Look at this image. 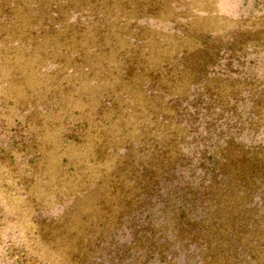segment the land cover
<instances>
[{
	"label": "rangeland",
	"instance_id": "374dc122",
	"mask_svg": "<svg viewBox=\"0 0 264 264\" xmlns=\"http://www.w3.org/2000/svg\"><path fill=\"white\" fill-rule=\"evenodd\" d=\"M240 28L225 34L234 48L247 38ZM65 30L60 21L46 29L55 38ZM17 41L4 46L0 37V264L205 263L213 221L203 199L211 184L223 180L215 174L224 154L231 156L228 168L234 173L242 164L254 173L251 196L263 228L264 52L244 64L233 61L232 72H217L206 54L184 60L181 81L160 75L167 91L151 104L116 78L114 89L140 97L130 114L118 112L117 154L82 157L91 150L82 137L97 135L92 126L81 130L87 118L78 112L87 105L70 102L69 108L53 101L75 100L68 86L87 77L68 75L69 59L52 56L34 66L26 52L31 48ZM136 51H125L120 72L136 58L154 56ZM178 66L172 71L179 73ZM155 70L150 63L144 82ZM142 83L137 80L135 87ZM151 106L162 111L159 121L147 111ZM67 108L69 115H56ZM228 264L255 262L235 250Z\"/></svg>",
	"mask_w": 264,
	"mask_h": 264
},
{
	"label": "trees",
	"instance_id": "16d2710c",
	"mask_svg": "<svg viewBox=\"0 0 264 264\" xmlns=\"http://www.w3.org/2000/svg\"><path fill=\"white\" fill-rule=\"evenodd\" d=\"M36 1L37 5H31L24 0H0V37H5L4 46L17 40L26 42L28 44L26 48H31L26 52L32 56L34 66L52 56L60 59V62L69 59L71 72L68 75L90 78V82L85 79L82 83L68 86L67 92L77 93L75 100L61 96L53 101L55 105L63 103V107L69 108L70 102L87 105V110L81 109L82 111L78 112L87 118L81 130L92 126L91 131H95L97 135L82 137L80 141L84 144L90 143L91 148L83 151L80 154L82 157L93 155L114 157L120 146V135H116V132L122 119L118 117V112L125 110L130 114L133 105L137 104L134 100L140 97L150 104L157 101L158 95L167 91V86L159 83L160 75L165 74L169 82H180V72L183 74L184 70H187L183 68L184 60L195 58L199 61L206 54L207 58L204 60L215 61L217 72L226 68L232 72L233 61L244 64L248 56L264 52V23L259 21V23L244 21L241 22L242 26L241 24L237 26L235 23L240 21L208 15L205 19H200L202 27L214 29L217 35L202 36L197 40L191 37L172 36L164 30L145 27L146 25L142 23L149 18L156 21L174 20L177 15L174 11L177 0H92L91 3H89L91 0ZM44 5L47 7H43ZM28 21L32 24L26 23ZM57 21L63 23L66 29L61 38L58 36L55 38L46 31L55 27ZM26 24L28 26H25ZM235 27H241L240 32L246 34L247 38L234 48V43L228 41L225 34ZM27 28L30 30L26 33ZM253 34L256 36L251 39L249 36ZM248 46L252 47L250 53L247 52ZM134 48L137 54L143 52L145 56L146 54L154 56L136 58L135 62L125 68L128 71L120 72L124 63L120 64L119 69V60H126L125 51H133ZM150 63L156 69L152 74L155 79L150 81L146 79L144 82L143 77L148 76L144 70ZM178 65H182L179 73L173 72L174 67H179ZM116 78L122 80L125 85L134 87L132 91L138 93L140 97L136 98L127 90L114 89ZM137 80L143 81L140 87H135ZM232 97L238 101L236 95ZM120 101H125L127 106H122ZM235 108L237 105L227 110L233 111ZM147 111L156 120L162 114V111L155 109L154 106L149 107ZM34 113L40 114L37 108L34 109ZM65 114H70L68 108L56 111L58 116ZM99 125L101 128H98ZM242 129L240 126L236 132L237 136ZM63 139L66 143L67 137ZM65 148H68L67 143ZM221 156L225 159V164L223 168H218L220 172L215 176H220L223 180L211 184L209 196L203 199V204L208 205L211 212L213 231L207 242L209 245L205 249L209 254L202 256L205 263H200L228 264L233 252L239 250L244 259L249 258L255 264H264V226L262 229L259 227L262 221L253 205L250 187L254 181V173H250L244 164L239 166L241 170L234 173L228 168L231 156L226 154ZM230 171L234 174L231 175Z\"/></svg>",
	"mask_w": 264,
	"mask_h": 264
},
{
	"label": "crops",
	"instance_id": "0c3cea01",
	"mask_svg": "<svg viewBox=\"0 0 264 264\" xmlns=\"http://www.w3.org/2000/svg\"><path fill=\"white\" fill-rule=\"evenodd\" d=\"M174 11L177 13L174 20L156 21L149 18L142 23L150 29H161L172 36L191 37L194 40L209 35L216 37L214 29L202 27L200 19L208 15L246 23H264V0H177Z\"/></svg>",
	"mask_w": 264,
	"mask_h": 264
}]
</instances>
